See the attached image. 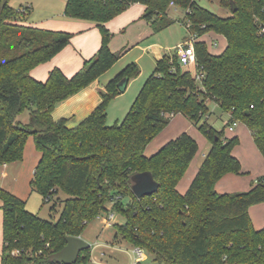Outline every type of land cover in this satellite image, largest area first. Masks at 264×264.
<instances>
[{"label": "trees", "instance_id": "1", "mask_svg": "<svg viewBox=\"0 0 264 264\" xmlns=\"http://www.w3.org/2000/svg\"><path fill=\"white\" fill-rule=\"evenodd\" d=\"M218 1L231 11L229 17L213 14L196 0H67L65 16L96 24L101 46L73 76L54 68L45 81H38L31 71L55 58L74 35L27 26L23 23L30 6L14 9L10 0H0V166L22 161L26 141L33 137L41 158L32 189L44 203L60 192L69 196L58 219L54 214L43 220L0 187L1 264H57L49 258L66 246V238L81 237L90 222L110 211L125 219L115 226L116 236L159 264H264V228L256 230L249 214L251 207L264 203V177L245 193L215 189L224 176L243 174L233 155L238 137H226L225 128L217 131L207 121L200 126L211 147L185 194L178 186L198 153L197 141L182 133L152 156L145 154L175 116L199 126L208 118L207 102L212 100L230 114L229 125L237 122L249 129L264 158V0ZM137 3L146 6L142 19L155 33L175 23L167 16L169 6L186 11L184 25L197 36L195 72L184 69L177 54L165 55L124 120L108 126V105L122 94L119 83L140 75L138 65L130 64L106 85L99 106L79 125L69 128L68 120L56 121L52 114L58 104L119 61L122 53L111 50L113 36L106 24ZM211 33L226 40L219 55L203 40ZM24 113L26 122L21 120ZM144 172L160 188L139 199L132 177ZM13 250L20 254L12 256ZM90 259L91 248L77 264Z\"/></svg>", "mask_w": 264, "mask_h": 264}, {"label": "crops", "instance_id": "2", "mask_svg": "<svg viewBox=\"0 0 264 264\" xmlns=\"http://www.w3.org/2000/svg\"><path fill=\"white\" fill-rule=\"evenodd\" d=\"M27 6H30L33 9L32 4L28 3ZM145 11V5L140 3L132 4L122 14L106 24V27L113 36L110 43V48L114 53H122L121 58L107 73H105L92 85L80 91L68 100L58 104L52 114L56 121L66 119L68 120L67 126L69 128L76 127L99 106L102 101L101 94L105 90L106 85L126 66L137 63L142 69H144L145 61H148L151 68L154 66L155 70L156 62L158 60L167 54H177L178 46L190 38L191 32L187 28L186 30L177 28L178 30L176 32H171V29H173L175 25H179V23L184 26V20L179 23L175 20V23L166 28L164 32L161 31L159 33H155L151 23L142 19ZM169 18L171 19V17ZM49 23L53 24L54 27H45L47 30L68 32L73 34L74 37L72 38L70 45L63 49L50 62L41 64L31 71V76L38 81H45L48 78L49 72L54 68L61 69L68 77L73 76L83 67L86 60H89L96 55L101 46L100 29L94 23L81 20H72L66 16L61 19L49 21ZM23 24L39 28L36 26V24L32 25L28 22ZM162 33L166 38L163 43H161V41H163L161 36ZM205 38L206 36L203 38V40H205ZM213 41L217 42L216 40ZM213 47L216 48L218 46ZM130 85L131 83L128 82L127 89H129ZM181 116L183 115L175 116L172 121L176 117ZM227 116L228 119H230V114H227ZM228 122H226V125ZM239 124L234 129V131H228L229 133L235 134L233 137H238L241 141L243 140L242 143L245 142L246 149L242 152L241 150H237L238 152L235 151L238 149L237 147L240 145V141L239 145H237V147L234 149L233 155L241 162L242 169L245 172H251V176L249 178H242L239 175L234 174H228L224 176L217 182L215 186L216 191L220 194L248 192L252 189L256 180L261 176H264V158L257 148L249 129L246 127L248 130L245 128L237 130ZM167 142H169L167 139H162L161 141L157 142L153 148L152 145L154 142L150 143L146 148L145 154L150 156L146 152L147 149L151 148L153 150V154H155ZM209 150L210 149H208L202 155L203 161L206 158ZM247 160H252L254 162V166L252 167L251 164L246 163L248 162ZM202 162H198L197 165L194 166L193 170L190 168L192 165L191 163L185 177L178 186V191L181 194H185V192L188 190ZM16 163L17 162L0 166V182H2V185L6 184L5 180H7L9 176L17 172L12 168ZM1 206L2 203L0 202V264L3 249V211ZM249 214L256 230L264 228V203L251 207Z\"/></svg>", "mask_w": 264, "mask_h": 264}, {"label": "rangeland", "instance_id": "3", "mask_svg": "<svg viewBox=\"0 0 264 264\" xmlns=\"http://www.w3.org/2000/svg\"><path fill=\"white\" fill-rule=\"evenodd\" d=\"M66 1L67 0H10L9 4L14 9L27 6L28 3L32 4L33 9L28 14L25 22H28L29 24L31 23L32 25L36 24V26L39 28H45L54 27V25L50 24L49 21L61 19L65 16ZM196 2L199 6L207 9L221 18H227L231 15V11L222 7L218 0H196ZM185 13L186 11L180 7L169 6L167 9V16L171 17V19L174 21L176 20L178 23L184 20ZM184 26L179 23V25H175V27L171 29V32H176L178 30L177 28L186 30V26L185 28ZM161 36L163 38L161 43H163L166 38L163 33ZM213 40H216L217 42H214ZM205 41L208 43L210 51L215 55L221 54L226 47L225 38L214 33L207 35ZM213 46L218 47L215 48ZM138 67L141 74L129 81L131 83L129 89H127L124 94L117 96L109 103L107 108L108 126H112L117 122H122L124 120L147 79L154 73V66L151 68L148 61H145L144 69H142L139 65ZM184 69H189L192 73L195 72L194 68L192 67H184ZM207 104L210 110L208 118L205 117L199 126H196L194 122L185 116L176 117L171 122V124L164 128L152 141L154 142L152 148L162 139H167V141H170L176 139L182 133H188L197 141L199 145L198 153L190 167L193 170L194 166H196L198 162L203 161L202 155L211 147L210 142L200 130L201 125L207 121L208 125L217 131H222L225 128L226 137L230 138L235 136L234 133H229L228 127H225L226 122L229 120L227 114L221 110L216 102L209 100ZM21 120L26 122L28 120V114L24 113L21 117ZM244 128L247 129L245 125L239 124L237 130ZM241 143L237 147L238 149L235 150L236 152H238L237 150H241V152L243 150L245 151V142L242 144ZM152 148L147 149L146 152L150 156L153 155ZM40 158L41 153L36 148L34 138L29 137L26 141L23 160L17 162L12 167L17 172L5 180L6 184H3L4 186L2 185V182H0V187L25 201L26 210L28 212L37 214L43 220H51L52 215L54 214L55 218L58 219L63 210L64 201L69 198V196L63 192H60L53 201L44 203L42 195L32 189L31 180L34 176V170L36 169ZM246 163L251 164L252 167L254 166V162L252 160H249ZM250 173L251 172L249 171L245 172L243 170V174L239 176L242 178H249L251 176ZM56 200H58L59 203L56 205L57 208L55 213L52 211V207L54 206V202ZM109 209H111L110 206ZM108 213L103 214V216L100 218L90 222L81 235V238L91 246V259L88 264H159L155 262L154 256L145 250H143V256L138 258L135 254V249L137 248L116 236L117 229L115 226L123 225L125 219L118 213L110 211V213L115 215V218L113 223L109 226V224L105 222V217H107Z\"/></svg>", "mask_w": 264, "mask_h": 264}, {"label": "water", "instance_id": "4", "mask_svg": "<svg viewBox=\"0 0 264 264\" xmlns=\"http://www.w3.org/2000/svg\"><path fill=\"white\" fill-rule=\"evenodd\" d=\"M129 80L124 79L119 83V89L124 93L127 89ZM132 190L139 199L154 195L160 188L150 172L135 174L132 177ZM66 246L58 253L50 256V262L57 264H77L80 255L91 248L81 237H67Z\"/></svg>", "mask_w": 264, "mask_h": 264}, {"label": "built area", "instance_id": "5", "mask_svg": "<svg viewBox=\"0 0 264 264\" xmlns=\"http://www.w3.org/2000/svg\"><path fill=\"white\" fill-rule=\"evenodd\" d=\"M186 28L189 30V24L186 25ZM197 42V36L190 33V38L184 43L180 44L177 48V55L179 61L183 67H190L196 65V52H195V44ZM217 45V44H216ZM197 80H201L202 75L197 73ZM239 123L233 122L232 124H227L229 131H234ZM101 217V216H100ZM99 217V218H100ZM115 215L113 213H108L107 217H105V222L109 224V226L113 223ZM20 254L19 250H13L11 252L12 256H17ZM135 254L137 257L143 256V250L140 248L135 249ZM138 260V259H137Z\"/></svg>", "mask_w": 264, "mask_h": 264}]
</instances>
